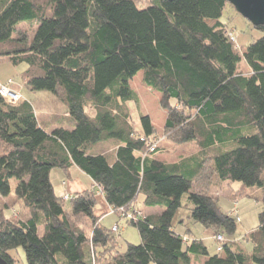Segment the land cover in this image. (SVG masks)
Wrapping results in <instances>:
<instances>
[{"label": "trees", "instance_id": "obj_1", "mask_svg": "<svg viewBox=\"0 0 264 264\" xmlns=\"http://www.w3.org/2000/svg\"><path fill=\"white\" fill-rule=\"evenodd\" d=\"M227 4L0 0V60L25 64L22 85L49 91L68 114L48 130L31 101L12 104L0 95V196L13 191L14 198L0 207V256L8 264H17L20 251L26 264H264V26H253L262 35L241 49L221 19ZM139 72L165 111L160 137L144 113L136 131L127 107L139 105L131 86ZM99 141L107 149L91 152ZM167 141L193 144L195 153L167 162L158 157ZM72 166L118 217L140 210L138 203L161 209L124 219L138 244L117 251V237L95 213L96 189L60 199L50 173L69 177ZM226 181L262 191L258 227L246 237L250 252L226 236L237 217L223 213L211 193ZM183 195L187 218L213 231L215 253L176 231ZM11 208L18 212L12 219Z\"/></svg>", "mask_w": 264, "mask_h": 264}, {"label": "rangeland", "instance_id": "obj_2", "mask_svg": "<svg viewBox=\"0 0 264 264\" xmlns=\"http://www.w3.org/2000/svg\"><path fill=\"white\" fill-rule=\"evenodd\" d=\"M221 19L227 24L228 29L234 31L236 35V44L241 49H244L251 41L259 38L262 35V32L254 28L253 25L242 15H240L230 3L226 5ZM244 65L247 68L245 62L242 61L240 67L242 68ZM25 68V64L14 66L6 59L0 60L1 83L10 78L17 84H22L21 74ZM141 78L142 73L139 72L133 77L131 81V85L139 95L138 106L134 102H128L132 113L131 119L137 124V126H139V113L148 114L151 117L154 127L156 128L157 135L160 137L162 136V123L165 119V111L159 106V94L146 87L142 83ZM22 96L24 99L35 102L34 106L38 104V102L34 101V99H41L42 104L47 106H52V104L57 105L53 95L47 90H35L32 88L23 87ZM172 104H174V102H172ZM171 146L172 144L169 141L164 142V147L167 149V151L165 154L159 152L160 155L158 157H163L165 160H173L178 151ZM182 147L186 155L195 153L193 144ZM211 150L212 152L218 151L216 148H212ZM55 172L60 173V170L54 169L51 174V178H53ZM67 183L69 184L70 181ZM14 184L15 180L12 179L10 182L11 189L14 188ZM211 193L218 196L217 204L223 213L239 217V221L236 224V231L233 234L226 236L236 241L237 244L250 252L251 243L246 240V237L248 233L258 227V214L262 209V191L258 187L245 188L240 182L237 181H226L220 183L219 186H213L211 188ZM234 193H236L235 197L233 196ZM13 200V191H11L8 197L0 196V207L6 204L12 205ZM181 204L182 206L177 210L173 219L174 226L177 228L176 231L179 233L182 232L183 234L188 235L190 238L202 240V242L208 247L209 253H215L216 243L212 239L213 231L211 229L205 228L200 223L193 222L187 218L189 214L188 208L190 207V203H188L186 195H183ZM67 205L68 202H65L66 207ZM136 212L139 214H145L141 210H136ZM95 213H105L103 215V221L101 222L103 226L109 228L112 224L118 225V230L113 232L115 237H117V251L123 252L126 249L127 243L138 244L140 242L137 229L130 224H126L122 217H118L116 214L110 212L109 207L104 204L100 197L96 205ZM6 215L12 219L18 216V212L11 208L10 210L6 211ZM181 218L184 220V224L179 222ZM41 230L42 229H40V231ZM16 258L18 260L17 264H26L22 251L18 252V254L16 253Z\"/></svg>", "mask_w": 264, "mask_h": 264}, {"label": "crops", "instance_id": "obj_3", "mask_svg": "<svg viewBox=\"0 0 264 264\" xmlns=\"http://www.w3.org/2000/svg\"><path fill=\"white\" fill-rule=\"evenodd\" d=\"M8 79H10V78H8ZM23 87L24 86L22 84H19V83L17 84L16 82L13 81V84H12L13 90L18 91L21 96H22ZM132 88H133V86H132ZM22 98H23V96H22ZM34 101L38 102V104L35 105L36 115H37L38 121L43 126L46 125L47 129L49 130V129L56 128L60 125H63L62 120L68 114H67V112H64L60 108V106L56 103V101H55V103L57 105L52 104V106H47L45 104H42L41 99H36V100L34 99ZM32 103L34 104L35 102H32ZM128 104L129 103L127 102V107L130 111V114L132 115L131 109H130ZM91 114L93 115V113H91ZM164 121H165V119H164ZM163 125H164V122L162 123V127H163ZM134 127H135L136 131H138V132L141 131L140 124H139V126H137V124L134 123ZM111 142L114 143V141H111ZM106 144L107 143L105 141H99L95 144H92L89 147V149L91 150V152H104L108 147V145H106ZM171 147H173V146H171ZM173 148L177 149L178 152L176 153V156L174 157L173 160H166L167 162L177 161V160L181 159L182 157L187 156L185 154V152L183 151L184 149L182 146L173 147ZM162 159L165 160V158H163V157H162ZM53 170L50 173V178H51V174H52ZM59 170H60V173L55 172L53 178H51L52 185H53L54 190L58 196H61L64 193H68L70 195V198H71L74 195H76L77 193L82 192L84 190L96 189L95 192L97 193V203H98V199L100 197L103 200L104 204L107 205V203L105 202V200L103 198V195L98 190L97 185H95L93 183V181L86 174L81 172L77 167L72 166L69 169V177H67L61 169H59ZM68 181H70L69 184L67 183ZM97 203H96V205H97ZM138 204H139L140 210L142 212H144L146 215L157 214L161 211V209L159 207H147V206L141 205L140 203H138ZM95 209H96V206H95ZM104 214L103 213L97 214V215H101V217L99 219L100 223L103 221V218H104L103 215ZM180 220H182V218ZM180 220H179V222H180ZM112 226H113V224L109 228L111 229ZM176 230H177V228H176ZM180 233L183 234L182 232H180ZM184 235H186V234H184ZM186 236L189 237L188 235H186Z\"/></svg>", "mask_w": 264, "mask_h": 264}, {"label": "built area", "instance_id": "obj_4", "mask_svg": "<svg viewBox=\"0 0 264 264\" xmlns=\"http://www.w3.org/2000/svg\"><path fill=\"white\" fill-rule=\"evenodd\" d=\"M227 35H228L230 41H232V42L236 41V35H235L234 31H228ZM12 84H13V81L11 79H8L7 81H5L3 83L0 82V95L8 103H12L13 104V103H16L17 101H19L22 98V96L20 95V93L18 91L13 90ZM153 148H154V144L149 147V150H153ZM69 198H70V195L68 193H64V194L61 195L60 199L62 201H66ZM110 212H112V211H110ZM122 215H123L122 219H135V217L138 216L139 213L136 212V211H127V212L123 213ZM237 221H239L238 216H237ZM111 230L113 232H116L118 230V225L117 224L113 225L111 227ZM215 239L217 241H220V242L224 241V237H223L222 234H217L215 236ZM183 240L187 241L188 238L183 237ZM217 249L220 250L221 247L218 246Z\"/></svg>", "mask_w": 264, "mask_h": 264}, {"label": "water", "instance_id": "obj_5", "mask_svg": "<svg viewBox=\"0 0 264 264\" xmlns=\"http://www.w3.org/2000/svg\"><path fill=\"white\" fill-rule=\"evenodd\" d=\"M172 1V0H168ZM253 26H264V0H227ZM0 264H8L0 256Z\"/></svg>", "mask_w": 264, "mask_h": 264}]
</instances>
